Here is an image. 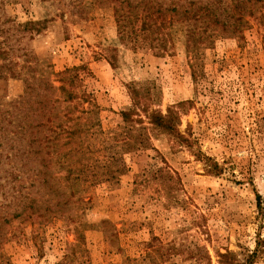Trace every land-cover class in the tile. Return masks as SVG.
<instances>
[{"label": "rangeland", "instance_id": "obj_1", "mask_svg": "<svg viewBox=\"0 0 264 264\" xmlns=\"http://www.w3.org/2000/svg\"><path fill=\"white\" fill-rule=\"evenodd\" d=\"M108 1L0 0V26L55 71L79 67L106 133L121 124L132 84L149 110L176 105L185 142L142 115L148 143L108 167L117 180L90 185L69 219L12 218L1 251L12 264H55L73 251L64 264H264V14L247 17L239 36L174 22L160 53L133 32L120 40ZM26 21L39 32L11 29ZM21 89L0 80V100ZM106 141L95 157L117 150Z\"/></svg>", "mask_w": 264, "mask_h": 264}, {"label": "trees", "instance_id": "obj_2", "mask_svg": "<svg viewBox=\"0 0 264 264\" xmlns=\"http://www.w3.org/2000/svg\"><path fill=\"white\" fill-rule=\"evenodd\" d=\"M170 1L109 0L118 38L132 41L133 32L140 35L133 40L136 45L146 43L163 53L161 49L168 47L165 29L174 22L186 24L191 31H197V23H201V33L239 36L249 25L247 17L264 14V0ZM194 23L197 25L190 26ZM29 26L34 32L41 29L31 21L11 29L23 31ZM11 35L0 26V80H17L22 87L15 96L0 100V172L10 178L0 182V264H12L1 251V244L9 238L5 230L9 220L41 224L51 218L69 219L77 213L73 202L79 205L81 194L90 185L117 180V168L108 167L117 164L123 152L148 143L142 115L154 127L185 142L177 128L176 105L168 106L165 113L149 110L146 97L132 84L128 85L130 107L119 111L121 124L106 133L97 105L81 86L79 67L55 71L48 59L20 46ZM106 140L117 150L103 154L104 158L95 157ZM159 175L162 183L164 174ZM26 181H30L28 185H24ZM259 197L256 194L257 206ZM71 255L74 251L63 253L55 264L66 263Z\"/></svg>", "mask_w": 264, "mask_h": 264}]
</instances>
